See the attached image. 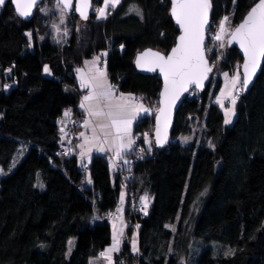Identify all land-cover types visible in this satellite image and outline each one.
<instances>
[{"label":"trees","instance_id":"1","mask_svg":"<svg viewBox=\"0 0 264 264\" xmlns=\"http://www.w3.org/2000/svg\"><path fill=\"white\" fill-rule=\"evenodd\" d=\"M256 1L211 0V27L226 14L235 27ZM101 2L94 0L86 20L67 14L62 39L52 33L54 0H43L29 21L9 2L0 9V168L25 150L0 177V264H88L111 241L105 217L121 194L126 235L136 225L140 248L133 252L126 241L113 264H264V63L253 85L240 89L231 125L213 103L218 78L214 93L209 83L187 94L169 141L158 148L151 137L161 81L138 72L134 58L146 48L168 52L174 45L170 1L121 0L99 17L94 6ZM102 51L110 83L138 96L149 113L134 125L142 152L136 165L118 170L106 154H94L87 165L92 187L81 178L76 152L86 117L75 75ZM240 62L237 49L226 46L222 70ZM119 171L129 186L120 183ZM131 199L146 205L143 212L133 215ZM82 232L87 239L67 254L68 239Z\"/></svg>","mask_w":264,"mask_h":264},{"label":"snow or ice","instance_id":"2","mask_svg":"<svg viewBox=\"0 0 264 264\" xmlns=\"http://www.w3.org/2000/svg\"><path fill=\"white\" fill-rule=\"evenodd\" d=\"M17 2V9L22 16H28L31 9L35 6L36 0H27L23 6ZM120 0H104V7L97 9L100 17L106 15L105 9L109 3L114 7ZM4 0H0L3 4ZM65 7L72 6V0H62ZM88 0H80V6L77 11H80L84 18H87L84 8L88 7ZM210 0H172V15L175 16L177 23L183 29V34L179 37L177 45L171 49L170 54L167 56L155 52L150 53L153 59L148 62L143 61V54L137 59L138 67L147 66V70L155 71L157 68L163 73L165 87L164 95L170 98V102L174 103L179 98L181 91H186L187 86L195 83L202 86V81L206 78V73L211 71L208 67L207 61L204 58L202 44L204 40L205 25L208 24V10L210 8ZM225 17L219 25V31L215 35V40L220 41L223 39L222 34L226 31L225 23L228 21ZM236 41L244 51V73L242 88H247L251 81L252 76L255 74L258 67H260L261 58H264V0H259L254 7L247 13L243 21L235 27L231 32L229 43ZM223 45L221 44V47ZM96 59H99L97 57ZM95 61H93V64ZM46 72L49 70L45 65ZM227 75V73H225ZM240 81V74L237 72L232 78V87L235 88ZM81 87H91L88 95L83 97L80 108L88 112L89 117L105 118L108 123H101L99 125L101 131L107 128H113L116 133V139L122 140L126 135L130 134L131 124L133 119L139 111H147L141 105L136 108L131 105V97L126 99L123 94L119 98H114V86L107 82V74L105 71L96 69L95 73L89 77L87 81L82 78ZM222 95H224L222 93ZM231 95V93H229ZM236 98L233 97L231 109L225 110V123L231 121L232 115L235 113ZM106 109V111H105ZM161 115H164L165 109H159ZM65 115H68L66 112ZM92 121L85 119L83 122L84 127H90ZM93 137L95 140V128H93ZM159 118L157 127V143L162 144L164 141L159 138ZM84 136V133H80ZM105 138L108 133L104 132ZM132 141L129 140L127 144L119 143L116 146L117 155H120V149L130 148ZM99 151H105L104 147L99 146ZM83 155V153H82ZM146 200V198H143ZM114 243L112 248L107 251H118L119 241L114 235ZM135 245V241H133ZM135 250V248H134ZM103 255V254H102ZM110 259V258H109Z\"/></svg>","mask_w":264,"mask_h":264},{"label":"rangeland","instance_id":"3","mask_svg":"<svg viewBox=\"0 0 264 264\" xmlns=\"http://www.w3.org/2000/svg\"><path fill=\"white\" fill-rule=\"evenodd\" d=\"M121 2V0H120ZM119 2V3H120ZM94 3V0H93ZM118 3V4H119ZM95 4V3H94ZM93 4V5H94ZM118 4H116L115 6H117ZM114 6V7H115ZM104 7V0H102V2L100 4H98L97 6H94V10L97 11V9ZM113 7L111 3H109L108 7L105 9V11L107 12V10ZM93 8V7H92ZM93 12V9H92ZM74 12H69L67 13L63 7L59 4H56L54 7V17L52 18V22H51V26H52V33L53 36L56 39H62L63 36H66L67 34V27H63L66 23L67 20V14H71ZM76 14V13H75ZM98 16L100 17L99 12L97 11ZM228 17V21L225 23V29L226 31L222 34L223 39L220 41L215 40V35L216 33L219 31H214V30H209V33L207 35V41H206V52H207V56L209 55L212 62L211 65L213 66V73L210 79V86H209V93H214L215 87H216V83H217V79L220 78L221 79V83L219 88L217 89L216 93L214 94L213 97V103L218 105V107L220 108V110L222 111L223 114V122L225 125H231L235 118H236V111L234 113V115H232L231 121L229 123H225V110L226 109H231L233 107L232 105V99L233 97L236 98V102L238 99V96L241 94L240 93V86L242 87V76L241 73L239 71V67H240V63L235 64L232 66L231 69L229 70H222V68H224V65L222 63H219V61L222 60V58L224 57V52L227 46V38L229 36V34L231 33L232 29V22L230 19V16L228 14L224 15L221 20L219 21V23H217V25H214L215 29H219V25L220 22L225 18ZM213 24V23H212ZM221 44L223 45L221 47ZM107 52L106 51H102L99 54L94 56V70H91V74L88 73L89 77L92 76L96 69H100L106 72L107 74V70H106V60H105V56H106ZM211 54V55H210ZM97 57H99V59H96ZM209 58V57H208ZM210 60V59H209ZM48 67V66H47ZM85 67L82 68H77L76 69V78H88V75L86 73V69H84ZM45 69V67H44ZM49 69V68H48ZM237 72H239L240 74V81L241 83H238L236 85L235 88L232 87V78L233 76H235L237 74ZM225 73H227V75H225ZM50 74V69L46 72L44 70V75H49ZM209 85V84H208ZM115 89V88H114ZM193 89V90H192ZM189 90V94H191V91L194 93V88H192ZM197 92V91H196ZM198 93V92H197ZM222 93L224 95H222ZM229 93H231V95H229ZM82 95V93H81ZM236 105V104H235ZM148 109V108H147ZM157 109V108H156ZM146 113H149L146 112ZM73 126L72 123L68 124L67 128L70 130L69 134H71V132H73L70 127ZM60 131H61V136L65 137V133H66V129L65 127H63V125L60 126ZM73 135V133L71 134ZM183 140H189V137H182ZM151 140H153V138L151 137ZM91 142V140H90ZM90 144H85L83 146L81 155L78 154L79 157V170H88L87 165L89 164V160L90 154L88 153L89 150V146ZM25 150L23 149H19V151L14 155V157L12 158L11 164L8 166V168L3 169L0 168V177H2L3 175H5L6 173H8L10 171V169H12L18 162H20V160L22 159V157L24 156ZM83 153V155H82ZM83 179L84 176H81ZM117 212V217L113 218V219H109L106 218V221L110 224L111 227V241L109 244H107L100 253H98L95 256H92L89 258L88 260V264H113L114 262V254H117V252L120 250L121 246L123 245V243H125L126 241L129 242V244L131 245V248L133 250V252H136L139 250V243H140V239H138V230L134 229L131 233L130 236L126 235V228H127V224H126V219H125V214L127 211V207L124 203L123 200V196L121 194L120 196V200H119V205L117 207V209L115 210ZM48 214H49V206L46 205V212L45 215L43 217V222L47 221L48 219ZM142 231H140L141 233ZM114 235L116 237V239L119 241L118 243V251H112L109 252L107 251L108 249L112 248L113 243H114ZM88 237V233L86 232H82L80 233L79 236L77 237H70L68 239L67 242V254L70 253L73 249H75L76 247H78V245L80 243L83 242V240H86ZM133 241H135V245L133 244ZM135 248V250H134ZM103 254V255H102ZM110 258V259H109Z\"/></svg>","mask_w":264,"mask_h":264},{"label":"water","instance_id":"4","mask_svg":"<svg viewBox=\"0 0 264 264\" xmlns=\"http://www.w3.org/2000/svg\"><path fill=\"white\" fill-rule=\"evenodd\" d=\"M43 0H36V4L35 6L31 9V13L30 15L28 16H22L20 15L18 9H17V2L16 0H4V3L3 4H0V9H3L5 7V5L9 2L16 15L22 19L23 21H29L35 14L36 12V9L38 7V5L42 2ZM170 1V16H171V19L173 20L174 24H175V27L177 28L178 30V34L176 36V39H175V43L174 45L169 49L168 52H162L160 50H157V49H153V48H146L140 52H137L136 55H135V58H134V64H135V67L137 69L138 72H142V73H145V74H153V75H156L157 78L161 81V89L159 91V97H158V107H157V110L155 111V114H154V128H153V133H152V137H153V140H154V143H155V146L158 147V148H162L164 147L167 142L169 141L170 139V135H171V130H172V127H173V124H174V120H175V117H176V113H177V110L180 106V104L182 103V101L186 98L188 92L190 89L194 88L198 93H201L204 91V89L207 87V85L209 84L210 82V79H211V76H212V73H213V66L211 65L210 63V60L207 56V52H206V41H207V35L209 33V30L211 28V12H212V3H211V0H210V8L208 10V24L205 25V29H204V40H203V44H202V50H203V55H204V58L205 60L207 61V65L209 68H211V71L207 72L206 73V78L202 81V86H198L197 84L195 83H191L187 86V90L186 91H181L179 93V98L175 100L174 103H171L170 102V98L166 97L164 95V87H165V81H164V76H163V73H161L159 71V69L157 68L155 71H149L147 70V66L145 67H138L137 66V59L140 58L143 54H148V55H143V61L142 62H148V61H151L153 59V57L151 56L150 53H155V52H159L165 56H167L168 54H170L171 52V49L174 48L177 43L179 42V37L183 34V29L180 27V25L177 23V20L175 18V16L172 15V0H169ZM55 2L59 5H61L63 7V9L69 13V12H74L76 13L81 19L83 20H86L88 18V16L90 15V13L92 12V7H93V0H88V4L89 6L84 8V12L86 13V16L87 18H84L80 11H77V8L80 6V0H72V6L71 7H65L62 3V0H55ZM258 1H256L252 6L254 7L256 3H258ZM25 3H27V0H19V4L21 6H23ZM251 8L248 10V12L251 10ZM247 12V13H248ZM247 13L244 15V17L242 18V20L240 22H238V24H236V26H238L242 21L243 19L246 17ZM235 26V27H236ZM235 27L232 29V31L235 29ZM231 31V32H232ZM231 38V33L229 34L228 38H227V46L229 47H234L237 49L239 55L241 56V63H240V72L242 74V81H243V73H244V68H243V63H244V51L243 49L240 47L239 43L236 42V41H233L232 43H229V40ZM263 63H264V58H261V62H260V67L257 68L255 74L252 76L251 78V81L250 83L248 84L247 88H242L243 91H247L254 83L257 75L260 73L261 69H262V66H263ZM165 109V113L164 115H161V113L159 112V109ZM158 118H159V128H160V134H159V138L161 140H163L164 142L162 144H158L157 143V127H158Z\"/></svg>","mask_w":264,"mask_h":264},{"label":"crops","instance_id":"5","mask_svg":"<svg viewBox=\"0 0 264 264\" xmlns=\"http://www.w3.org/2000/svg\"><path fill=\"white\" fill-rule=\"evenodd\" d=\"M93 61H94V57L89 58V59L85 60L83 62V65L80 67V68L85 67L84 69H86L87 75H88V73L91 74L90 71L95 69ZM83 79L85 81H87L89 79V75H88V78H83ZM75 80H76L78 88L82 91L81 100H80V104H81L83 97L85 95H88V93L91 91V87H87V88L81 87L82 78H75ZM107 82L109 84H111L110 80L108 78V75H107ZM121 94H123L126 99L131 97V100H130L131 105H134L138 109L142 105L143 109H146L147 111H139L138 114L136 115L135 119H133V121H132L130 134L124 136L122 138V140H117L116 139V133H115V130L113 128H107L104 131H101V129L99 127V125L101 123L107 124L108 123L107 119L89 117L88 112L85 109L81 108L85 113L86 119H90L92 121V124L90 127L81 126V128L78 131V134H77L78 142H77V147H76L78 160H79L78 154L81 155L84 143L90 144L88 146L89 147L88 153L90 154L89 156L92 157L94 154H106L107 156L111 157V163L115 162V164L120 163V160L124 159L122 156L124 154L130 152V150L134 144L133 129H134L135 122L139 117L148 114V113H146V112H148V109L145 106V104L140 100V98L138 96H136L135 94L123 93V92H119L116 89H114V93H113L114 98H119ZM105 111H106V109H105ZM93 128H95V136L97 137V139H95V140L92 139V137L94 135ZM82 132L84 133V136L80 135V133H82ZM104 132L108 133L107 138H105ZM90 140H91V142H90ZM129 140L132 141L131 147L120 149V155L118 156L117 152H116L117 144H119V143L127 144L129 142ZM101 145L105 149V151H103V152L99 151V146H101ZM91 157H90V160H91ZM87 175L88 174L86 173V176H84V178L87 180V184L93 187L94 181H93V179L90 178L89 175L88 176Z\"/></svg>","mask_w":264,"mask_h":264},{"label":"bare ground","instance_id":"6","mask_svg":"<svg viewBox=\"0 0 264 264\" xmlns=\"http://www.w3.org/2000/svg\"><path fill=\"white\" fill-rule=\"evenodd\" d=\"M55 1V0H54ZM212 13V12H211ZM212 21V20H211ZM212 24V23H211ZM210 30H214V31H217V30H219V29H215V28H213V27H211L210 28ZM234 48V47H233ZM239 71H240V69H239ZM241 73V72H240ZM241 76H242V74H241ZM112 85V84H111ZM115 88V87H114ZM240 88H241V90H242V87L240 86ZM243 91V90H242ZM85 120V119H84ZM135 124H138V123H135ZM139 125V124H138ZM135 128H136V126H135ZM72 130V129H71ZM70 131V130H69ZM73 131V130H72ZM68 134H69V132H68ZM71 134H72V132H71ZM71 134H69V135H71ZM143 133L141 132V131H137L136 133H135V136L137 137V138H139V136H141ZM147 134L146 133H144V136H146ZM133 137H134V135H133ZM132 153H133V155L134 154H137L138 152H139V148L138 147H136L134 144H133V146H132V148H131V150H130ZM133 155H131L130 157H132ZM142 155V154H141ZM108 157V160H109V162L111 163V157L110 156H107ZM130 157H128L123 163H119L118 164V166L116 167V169H120V165L121 166H131L130 165V163L128 162V160H129V158ZM138 161H135L134 162V166L136 165V163H137ZM124 170H126V168L124 169ZM80 171V173L83 175V176H86V173L89 175V173H88V170H85V169H81V170H79ZM82 171L85 173V174H83L82 173ZM120 172L121 171H119V178H120ZM87 175V176H88ZM82 178V177H81ZM122 180V181H121ZM122 182V183H121ZM130 181H128V179H125V177H121L120 178V183L121 184H127L128 186H129V183ZM142 205V207H143V209H142V211H140V212H143V210L146 208V205L145 204H141ZM109 213H113V214H116L113 218H115L118 214H117V212L116 211H112V212H109ZM109 213L107 214V217L106 218H109V219H112V218H110L109 217ZM133 227H134V229H136V225H133ZM139 239V238H138ZM115 255V254H114Z\"/></svg>","mask_w":264,"mask_h":264},{"label":"built area","instance_id":"7","mask_svg":"<svg viewBox=\"0 0 264 264\" xmlns=\"http://www.w3.org/2000/svg\"><path fill=\"white\" fill-rule=\"evenodd\" d=\"M112 85L115 87L114 84H112ZM59 153H60V154H65L66 151H65V150H60ZM141 154H142V152H141V150L139 149V152L136 154V156H132V157H130L129 160H128V162H129L130 164H133L135 161H137V159L139 158V156H141ZM124 175H125V174H124L123 172H120V178H121V177H124ZM121 181H122V180H121ZM121 183H122V182H121ZM122 185L125 186L126 184H122ZM129 207L131 208V210H132V212H133V215H134V213H138V212L142 211V209H143L142 205L139 204V203H137V202H136L135 200H133V199L130 200V205H129ZM115 215H116V214L109 213V217H110V218H113Z\"/></svg>","mask_w":264,"mask_h":264},{"label":"flooded vegetation","instance_id":"8","mask_svg":"<svg viewBox=\"0 0 264 264\" xmlns=\"http://www.w3.org/2000/svg\"><path fill=\"white\" fill-rule=\"evenodd\" d=\"M211 63V62H210Z\"/></svg>","mask_w":264,"mask_h":264}]
</instances>
